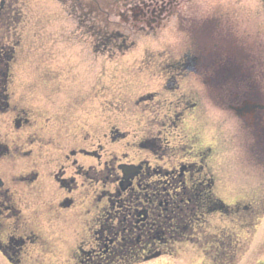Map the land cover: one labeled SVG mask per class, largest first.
Wrapping results in <instances>:
<instances>
[{
    "label": "rangeland",
    "instance_id": "374dc122",
    "mask_svg": "<svg viewBox=\"0 0 264 264\" xmlns=\"http://www.w3.org/2000/svg\"><path fill=\"white\" fill-rule=\"evenodd\" d=\"M1 1L0 39L14 47V60L9 67L15 81L13 87L30 93L28 87L32 86L39 90L38 94L53 89L50 116L55 120L64 117L69 104L72 132L74 127L84 128L77 141L65 136L55 139L49 165L54 170L72 149L96 150L102 167L114 156L124 163L147 156L138 142H142L149 128L155 132L160 129L156 122L164 118L167 104L178 103L180 96L191 92L192 87L200 93L208 90L191 73L179 78V89H168L164 84L169 72L175 70V62L210 49L217 59L210 70L221 72L239 58L240 52L247 54L242 73L237 76L234 71L228 72L221 84L223 89L215 88L213 100L216 126L218 123L223 128L218 131L215 126L214 131V194L226 200L232 212L205 213L198 222L195 242H176L168 250L171 253L140 264H264V161L256 164L251 159L254 151L264 149V123L252 126L248 117L241 118L229 105L239 103L247 94L264 100V0ZM215 43L220 48L212 50ZM220 51L223 56H219ZM64 70L62 77L59 73ZM153 92L158 93L149 99L148 94ZM174 109L171 115L176 113ZM198 116L183 114L182 132L175 139L181 146H191L196 141L209 143L211 130L207 131L206 124L196 125ZM115 130L119 136L112 140ZM82 135L85 141L81 140ZM86 157L85 166L98 161ZM64 167L70 169L68 163ZM101 188L100 183L88 187L85 202L90 205ZM27 190L32 200L36 190ZM21 195L25 202L26 195ZM23 201L19 203L25 219L21 225L31 235L23 237L27 259L23 264H74L71 254L78 250L81 240L58 236L52 229L58 218L41 215L34 219L38 218L34 206ZM63 226L65 223L61 230ZM221 230L226 237L212 238ZM10 234L22 235L20 231ZM6 240L3 235L2 241ZM216 240L226 248L231 242L224 260ZM0 264H10L1 253Z\"/></svg>",
    "mask_w": 264,
    "mask_h": 264
},
{
    "label": "flooded vegetation",
    "instance_id": "af4514ba",
    "mask_svg": "<svg viewBox=\"0 0 264 264\" xmlns=\"http://www.w3.org/2000/svg\"><path fill=\"white\" fill-rule=\"evenodd\" d=\"M6 42L0 39V253L10 264L27 261L23 254L26 244L23 237L31 236L26 233L28 228L21 225L25 220L19 207L20 201H23L21 194L26 195L23 202L27 206L33 205L38 213V218L34 219H40L41 215L48 218L56 216L58 219L52 229L58 236L81 240L78 250L71 254L74 264L145 263L171 253L168 250L176 242H195L198 222L205 213L230 215L233 210L231 205L214 194L216 179L211 159L216 149V121L213 100L215 88L223 89L221 84L225 83L228 72L234 71L237 76L242 73L247 54L240 52L239 58L231 66L226 65L221 72L210 70L209 66L213 68V63L217 62L210 49H202L175 62V70L169 72L164 84L168 89H179V78H186L191 73L208 90L200 93L197 87H192L191 92L180 96L178 103L167 104L164 118L156 122L160 129L155 132L149 128L142 142H138L147 151L148 157L124 163L118 162L117 156H114L102 167L96 150L72 149L63 157L60 167L54 170L49 165L55 139L65 136L77 141L84 128L74 127L75 132H72L69 104L64 111L65 116L59 117L62 120L57 118L56 121L50 116L48 107L52 104L53 89L38 94L39 90L32 86L28 87L32 90L30 93H21L13 87L15 81L9 67L14 60V47L10 48ZM213 46L212 50L220 48L219 43ZM220 52L219 56H223L224 50ZM65 63L68 67V62ZM64 71L59 73L64 75L62 77H65ZM154 93L158 92L148 94V98L151 99ZM185 96L188 99L183 98ZM261 99L247 94L239 103L229 105L238 116L248 117L250 124L256 126L264 123V100ZM173 108L176 113L171 115ZM185 113L199 114L196 125L206 124L209 127L208 139L211 142L204 144L200 141L199 144L196 141L186 147L178 144L175 139L182 132ZM223 122L227 124L225 120ZM216 127L218 131L223 129L218 123ZM115 133L112 140L119 136L118 130ZM85 138L82 135L81 140L85 141ZM262 150L261 147L254 151V158L250 153L256 164L264 161ZM86 156L95 158L97 163L90 162L85 166ZM25 162L27 164H23ZM64 163L69 164V170ZM99 165L101 168L98 169ZM98 183L103 188L89 205L84 200L87 189ZM19 185H22L21 188ZM29 188L36 190V193L30 191L34 195L32 200H29ZM247 209L248 206H245ZM70 211L77 212L67 215ZM71 221L75 223L72 226L67 224ZM7 223L11 226H6ZM43 223L47 227V223ZM63 223L65 226L61 230ZM9 228L11 230L7 231ZM15 231H20L22 235L15 237L10 234ZM219 233L212 238L226 237L224 230ZM3 235L7 237L6 241H2ZM216 244L217 250H223L220 256L224 260L231 242L228 248L220 240H216ZM211 249L214 247L211 246Z\"/></svg>",
    "mask_w": 264,
    "mask_h": 264
},
{
    "label": "trees",
    "instance_id": "16d2710c",
    "mask_svg": "<svg viewBox=\"0 0 264 264\" xmlns=\"http://www.w3.org/2000/svg\"><path fill=\"white\" fill-rule=\"evenodd\" d=\"M79 17L81 18V15Z\"/></svg>",
    "mask_w": 264,
    "mask_h": 264
}]
</instances>
